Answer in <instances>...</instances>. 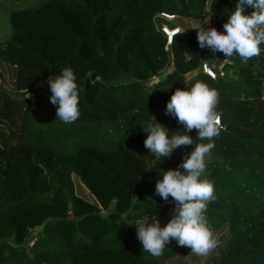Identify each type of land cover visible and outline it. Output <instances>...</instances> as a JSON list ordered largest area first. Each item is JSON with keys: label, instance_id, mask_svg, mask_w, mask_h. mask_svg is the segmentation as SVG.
Instances as JSON below:
<instances>
[{"label": "trees", "instance_id": "16d2710c", "mask_svg": "<svg viewBox=\"0 0 264 264\" xmlns=\"http://www.w3.org/2000/svg\"><path fill=\"white\" fill-rule=\"evenodd\" d=\"M22 1L0 0V264L177 258L175 239L154 257L128 224L155 216L167 225L175 205L156 194V181L195 145L159 158L139 124L149 113L183 131L166 103L197 81L220 92L222 129L206 168L216 196L206 218L225 234L215 264H264V46L244 64L201 49L197 29L180 27L171 40L164 32L178 28L167 16L201 26L212 17L223 31L237 0H39L16 9ZM69 66L81 115L63 124L48 80Z\"/></svg>", "mask_w": 264, "mask_h": 264}, {"label": "clouds", "instance_id": "9594fccd", "mask_svg": "<svg viewBox=\"0 0 264 264\" xmlns=\"http://www.w3.org/2000/svg\"><path fill=\"white\" fill-rule=\"evenodd\" d=\"M247 8L253 11L247 13ZM209 23L210 20L197 29L201 49L208 48L213 55L223 53L225 60L238 56L244 64L261 54L264 46V0H237L234 11L223 24V31L211 26L205 28ZM183 31L180 27L176 29V33ZM48 84L57 120L63 124L76 122L81 115L79 102L82 91L77 83V72L70 66L65 67L59 75L51 77ZM219 101L220 92L215 87L197 81L186 89H176L166 103L165 115L174 117L183 125V131H170L167 125L149 113L139 124L147 134L145 148L159 158L172 156L180 146L195 145L185 153L176 168L162 172L163 178L156 181V194L165 203L171 197L175 205L167 225L161 227L155 216L134 219L128 224H135L136 236L143 250L154 257H160L172 239L201 257L217 247L215 230L206 218L208 205L216 200L214 183L207 178L206 168L215 147L213 138L218 137L222 129L221 113L217 109ZM193 129L197 130L195 138L191 135Z\"/></svg>", "mask_w": 264, "mask_h": 264}, {"label": "rangeland", "instance_id": "374dc122", "mask_svg": "<svg viewBox=\"0 0 264 264\" xmlns=\"http://www.w3.org/2000/svg\"><path fill=\"white\" fill-rule=\"evenodd\" d=\"M39 2V0H23L22 3L19 4V6L16 7V9H20L25 7V3H33V2ZM3 2V1H1ZM168 19L170 21H173L174 24L177 25V27H183L186 29L195 30L201 27L200 23L192 20V19H174L172 16H168ZM210 20L209 25L206 26H212V17L207 20V22ZM2 23V22H1ZM2 25H0V38H3L5 36V32L2 30ZM2 30V32H1ZM44 85H41V88H43ZM81 194V191H79ZM83 195V192H82ZM224 233H217L216 236L218 238L217 247L213 249L207 256L201 257L191 252V249L189 247H181V252L179 256L173 260L168 261L166 264H215L216 261L219 258L220 251L224 246L225 239H224Z\"/></svg>", "mask_w": 264, "mask_h": 264}, {"label": "built area", "instance_id": "2783aa9c", "mask_svg": "<svg viewBox=\"0 0 264 264\" xmlns=\"http://www.w3.org/2000/svg\"><path fill=\"white\" fill-rule=\"evenodd\" d=\"M168 17V16H167ZM164 32L166 33V34H168L169 36H170V31L167 29V28H164ZM176 32V30L174 31V33ZM170 38H171V36H170ZM204 70H205V72H207L209 75H211L212 77H214V74H213V72L211 71V69L208 67V66H204ZM41 85H44L43 83H40L39 85H38V88H41ZM45 86V85H44Z\"/></svg>", "mask_w": 264, "mask_h": 264}, {"label": "water", "instance_id": "95a60500", "mask_svg": "<svg viewBox=\"0 0 264 264\" xmlns=\"http://www.w3.org/2000/svg\"><path fill=\"white\" fill-rule=\"evenodd\" d=\"M172 34H170V36L171 37H173L175 34H176V32L174 33V32H171ZM98 78V75L95 73V74H93L91 77H90V79H88L87 81H86V83H87V86H86V88H88L89 86H90V81L91 80H96Z\"/></svg>", "mask_w": 264, "mask_h": 264}]
</instances>
